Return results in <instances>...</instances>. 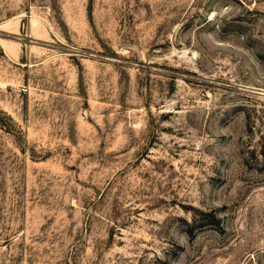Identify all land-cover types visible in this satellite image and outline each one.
I'll use <instances>...</instances> for the list:
<instances>
[{"label": "rangeland", "instance_id": "rangeland-1", "mask_svg": "<svg viewBox=\"0 0 264 264\" xmlns=\"http://www.w3.org/2000/svg\"><path fill=\"white\" fill-rule=\"evenodd\" d=\"M0 264H264V0H0Z\"/></svg>", "mask_w": 264, "mask_h": 264}]
</instances>
